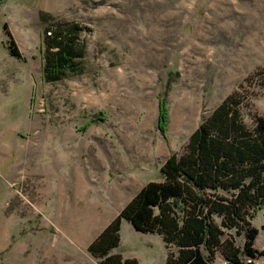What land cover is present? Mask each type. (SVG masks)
I'll return each mask as SVG.
<instances>
[{
    "label": "rangeland",
    "instance_id": "1",
    "mask_svg": "<svg viewBox=\"0 0 264 264\" xmlns=\"http://www.w3.org/2000/svg\"><path fill=\"white\" fill-rule=\"evenodd\" d=\"M54 24L83 51L49 81ZM231 97L248 126L264 115V0H0V264H99L89 243ZM252 225L261 249L264 209ZM119 238L111 253L165 264L158 234L122 219Z\"/></svg>",
    "mask_w": 264,
    "mask_h": 264
},
{
    "label": "trees",
    "instance_id": "2",
    "mask_svg": "<svg viewBox=\"0 0 264 264\" xmlns=\"http://www.w3.org/2000/svg\"><path fill=\"white\" fill-rule=\"evenodd\" d=\"M63 28L54 24L53 35L46 32L49 53L43 71L49 81L76 71L73 59L83 51L70 38V30L78 34L80 28ZM8 50L20 56L13 43ZM168 118L162 100L157 128L163 134ZM159 172L160 178L144 181L89 243L87 250L99 264H138L111 253L119 244L122 219L137 231L161 237L168 249L165 264H212L217 256L223 264H245L264 256V246H254L258 229L252 225L264 209V115L254 116L248 126L234 97L224 100L190 134L184 152L170 154Z\"/></svg>",
    "mask_w": 264,
    "mask_h": 264
},
{
    "label": "crops",
    "instance_id": "3",
    "mask_svg": "<svg viewBox=\"0 0 264 264\" xmlns=\"http://www.w3.org/2000/svg\"><path fill=\"white\" fill-rule=\"evenodd\" d=\"M17 148H18V147H17ZM17 148H16V150H17ZM16 150H15V152H16ZM15 152H14L13 154H15ZM0 153H1V149H0ZM11 158H12V157H11ZM9 159H10V158H9ZM143 184H144V180H143ZM143 184H142V185H143ZM140 188H141V187H140ZM137 192H138V191H137ZM130 199H131V198H130ZM130 199H129V200H130ZM129 200H128V201H129ZM128 201H127V202H128ZM122 207H123V206H122ZM122 207H121V208H122ZM119 211H120V210H119ZM118 213H119V212H118ZM118 213H117V214H118ZM117 214H116V215H117ZM116 215H115V216H116ZM115 216H114V217H115ZM114 217H113V218H114ZM113 218H112V219H113ZM112 219H111V220H112ZM111 220H110V221H111ZM110 221H109V222H110ZM109 222H108V223H109ZM108 223H107V224H108ZM107 224H106V225H107Z\"/></svg>",
    "mask_w": 264,
    "mask_h": 264
}]
</instances>
